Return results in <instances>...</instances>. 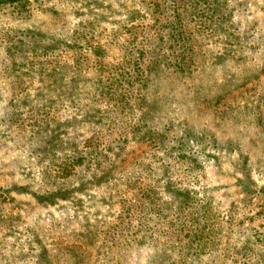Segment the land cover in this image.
<instances>
[{
    "label": "rangeland",
    "instance_id": "1",
    "mask_svg": "<svg viewBox=\"0 0 264 264\" xmlns=\"http://www.w3.org/2000/svg\"><path fill=\"white\" fill-rule=\"evenodd\" d=\"M197 1L0 4V264H264V0Z\"/></svg>",
    "mask_w": 264,
    "mask_h": 264
},
{
    "label": "trees",
    "instance_id": "2",
    "mask_svg": "<svg viewBox=\"0 0 264 264\" xmlns=\"http://www.w3.org/2000/svg\"><path fill=\"white\" fill-rule=\"evenodd\" d=\"M17 1H21V0H0V4H8V3H17ZM195 1V0H194ZM197 1V0H196ZM198 2V1H197ZM219 2V1H218ZM214 2L213 5H218L219 3ZM211 4V3H210ZM212 9H210L212 11L211 14V22H213L214 25H216L220 19H221V15L219 16V11L218 9L214 8L213 6H211ZM140 12L137 11H132L129 12L130 14V19L131 21H136V19L140 16L139 15ZM138 25H132L131 28H128V31L131 33V36H133L134 30L135 28H137ZM135 34V33H134ZM181 38H179V40H177V52L176 54H174V59H172L169 54H166V52L164 53H158V50L161 52L163 51L164 48V44L163 41L161 39V34L159 29H155V31L151 34H148L147 37L145 38L146 40V44L147 46H144V48H140V47H136L135 48V52L136 53H141L142 56L138 57L135 59V66L137 69V72H135L136 74H130V78H129V82H127L129 85L130 83H132L133 81V85L134 82H137L140 79V83H143V86H147L149 83V73L153 72V71H158V70H164L163 67L164 66H174V70L177 71H185L186 69V65H185V60L187 57V53L186 51L189 50L188 48V43L189 40L185 39L182 34H180ZM158 38H160V42L158 43ZM154 43L157 45H154ZM154 45V46H153ZM95 53L99 56H101V54L103 53V49L101 47L95 48ZM144 54H149L150 58L148 60V63L146 64L142 59L144 57ZM143 63V64H142ZM141 65H145V67H139ZM115 79H120L119 74H117V76H114ZM101 83L102 85L105 84V79L102 76L101 77ZM117 81V80H116ZM131 81V82H130ZM118 83L120 82V80L117 81ZM107 84L108 85H103V87H101L102 89V93L107 92V91H112L114 89L115 82H110L107 79ZM113 88V89H112ZM114 96V94H113ZM113 98V97H112ZM117 98V96H116ZM119 101V100H118ZM117 106V105H115ZM59 138V136H53L52 138V142L57 141ZM86 149L85 150H79L76 149L74 150L73 154H71L70 156H67L66 160L64 162H62V164H60L58 166V169L56 170V173H54L53 171L50 172L51 175L53 174V176L55 178H62V179H66L67 177H69L72 174V170L75 169L76 166L84 164V161L87 160L90 157V160H95L96 158L92 157L91 154L96 155V153H93V150H88L89 145L85 146ZM47 169H46V174H47ZM93 179H96V176H93Z\"/></svg>",
    "mask_w": 264,
    "mask_h": 264
}]
</instances>
